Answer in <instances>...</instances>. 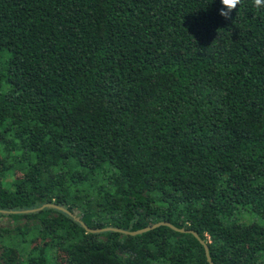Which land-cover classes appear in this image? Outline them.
Here are the masks:
<instances>
[{
    "label": "trees",
    "instance_id": "16d2710c",
    "mask_svg": "<svg viewBox=\"0 0 264 264\" xmlns=\"http://www.w3.org/2000/svg\"><path fill=\"white\" fill-rule=\"evenodd\" d=\"M0 0V264H264V8Z\"/></svg>",
    "mask_w": 264,
    "mask_h": 264
},
{
    "label": "water",
    "instance_id": "95a60500",
    "mask_svg": "<svg viewBox=\"0 0 264 264\" xmlns=\"http://www.w3.org/2000/svg\"><path fill=\"white\" fill-rule=\"evenodd\" d=\"M45 208H56V209H58L60 211L65 212L71 218H73L76 222H78L81 225V227L86 230L87 233H91V234H100V233H103V232H116V233H120V234L128 235V236H137V235L143 234L145 232L154 230V229H156L158 227H161V226L168 227V228H170V229H172L174 231L180 232V233H183L184 232V230L177 229L174 226H172L171 224H169L168 222H159V223L153 224L151 226H148V227H146L144 229H141V230H138V231H133V232H131V231H124V230H120V229L112 228V227H107V228H103V229H89L81 221V219L77 218L75 215L71 214L70 212H68L64 208L58 207V206H56L54 204H45V205H42L39 208L30 209V210H19V211H5V210H0V214H3V215L28 214V213H33V212L41 211V210H43ZM187 232L191 233L199 241V243L203 246L204 252H205V256H206V259H207L208 264H213L212 263V260H211V258L209 256V252H208L207 245L202 240H200V238L198 237V235L196 233H194L192 231H187Z\"/></svg>",
    "mask_w": 264,
    "mask_h": 264
},
{
    "label": "clouds",
    "instance_id": "9594fccd",
    "mask_svg": "<svg viewBox=\"0 0 264 264\" xmlns=\"http://www.w3.org/2000/svg\"><path fill=\"white\" fill-rule=\"evenodd\" d=\"M222 5L219 15L226 21L232 20V13L243 3V0H220ZM252 5L257 9L264 8V0H252Z\"/></svg>",
    "mask_w": 264,
    "mask_h": 264
},
{
    "label": "rangeland",
    "instance_id": "374dc122",
    "mask_svg": "<svg viewBox=\"0 0 264 264\" xmlns=\"http://www.w3.org/2000/svg\"><path fill=\"white\" fill-rule=\"evenodd\" d=\"M0 221H1V222H2V221H3V222H5V220H4V219H0ZM3 222H2V223H3Z\"/></svg>",
    "mask_w": 264,
    "mask_h": 264
}]
</instances>
